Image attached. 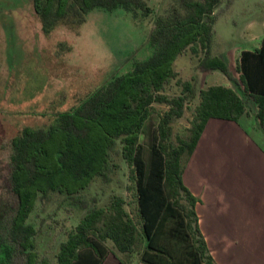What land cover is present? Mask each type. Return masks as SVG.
Returning <instances> with one entry per match:
<instances>
[{"label": "trees", "instance_id": "16d2710c", "mask_svg": "<svg viewBox=\"0 0 264 264\" xmlns=\"http://www.w3.org/2000/svg\"><path fill=\"white\" fill-rule=\"evenodd\" d=\"M30 1L41 32L49 39L55 38L59 27L78 34L87 13L96 7H122L134 15H146L152 9L147 0ZM222 1L228 7L233 0H173L154 19L146 56L135 58L130 69L114 71L93 86L61 90L49 102L48 121L25 124L11 137L9 181L17 207L8 235L25 251L23 264H86L83 253L90 249L97 256L91 259L87 253L86 260L97 264L107 241L114 252L125 254L120 257L123 264L134 256L147 264H217L198 226V198L184 184L182 172L206 120H237L245 110V99L231 86L200 87L194 75L183 78L174 60L188 52L196 57L200 72L221 70L241 92L255 93L258 115L264 119V88L254 82L263 78V67L252 71L243 63L241 69L233 70L222 53L212 51L219 17L216 7ZM13 3L0 0V10ZM16 38L15 29L9 26L0 43L4 40L12 48ZM69 40H54L56 56L71 49ZM254 55L264 64V36ZM13 56H18L14 49ZM242 58L245 61V55ZM7 82V77H0V93ZM172 84L178 89L169 93ZM195 97L186 133L174 140L172 121ZM158 103L166 108H158ZM120 161L128 166L125 188L130 199L115 190L104 199L88 194L97 179L103 188L100 194H104ZM49 203L53 209L42 214ZM59 210L78 218L65 231L55 261L50 262L46 255L39 258L35 238L46 218ZM11 250L5 246L4 261Z\"/></svg>", "mask_w": 264, "mask_h": 264}, {"label": "rangeland", "instance_id": "374dc122", "mask_svg": "<svg viewBox=\"0 0 264 264\" xmlns=\"http://www.w3.org/2000/svg\"><path fill=\"white\" fill-rule=\"evenodd\" d=\"M147 1L152 9L146 15L141 12L134 15L122 7L113 10L96 7L87 13L78 34L59 27L53 39L42 34L30 0H14V5L8 6L5 11L0 10V39L7 35L9 26L15 29L17 36L14 48L6 46L4 40L0 43V77H7L9 81L0 93V264H23L26 261L25 251H21V247L8 235L11 218L17 207V198L11 191L9 181L11 137L25 124L38 125L48 121L52 111L48 107L49 102L62 93L61 90L74 92L78 88L93 86L114 71L130 69L135 58L146 56L149 51L147 38L154 19L164 13L173 0ZM251 6L260 10L252 13L262 18L260 23L264 25V0H233L228 7L222 1L216 7L219 19L214 26V38L219 41V46L223 45L220 43V34L237 40V34L230 31L237 29L233 19H241L246 8ZM56 38L70 39L71 49L56 56ZM13 49L18 54L16 58ZM196 61V57L185 52L178 55L174 66L180 69L183 78L194 75L198 80L197 73L200 71L195 66ZM230 66L235 70L234 65ZM196 83L198 85L199 80ZM177 89L178 86L172 84L168 92L174 93ZM33 93L31 97H26ZM196 101V97L189 100L183 114L172 121L171 137L174 140L176 136L186 133ZM156 105L160 109L166 108L165 104ZM120 163L121 167L113 174L112 180L104 186L103 195L100 194L103 188L100 187L99 179L91 184L87 193L97 194L104 199L110 191L115 190L130 199L131 195L125 188L128 166L124 161ZM53 207L49 203L42 214L45 215ZM77 218L76 214L66 216L62 210L46 218L42 232L35 238L39 258L46 255L50 262L55 261L59 241L65 238V231L76 223ZM60 230L61 233L54 238ZM6 245L11 246L12 250L4 261ZM121 255L124 257L125 254Z\"/></svg>", "mask_w": 264, "mask_h": 264}, {"label": "crops", "instance_id": "0c3cea01", "mask_svg": "<svg viewBox=\"0 0 264 264\" xmlns=\"http://www.w3.org/2000/svg\"><path fill=\"white\" fill-rule=\"evenodd\" d=\"M253 11L260 12L251 6L241 19H233L237 29L230 31L237 34V40L220 34L223 45L219 46L214 38L212 51L222 53L235 70L243 63L252 71L263 67V78L254 82L264 88V64L254 55L262 45L264 25ZM197 74L200 87L231 86L245 99V110L237 120H206L183 169L184 184L198 198L195 211L199 229L217 264H264V119L258 115L259 103L253 97L255 93L241 92L219 69ZM105 243L106 250L97 264H123L122 255L114 252L111 242ZM87 253L95 259L97 252L90 249L83 253L82 258L89 264ZM90 264H95L94 260ZM126 264L147 263L134 256Z\"/></svg>", "mask_w": 264, "mask_h": 264}]
</instances>
